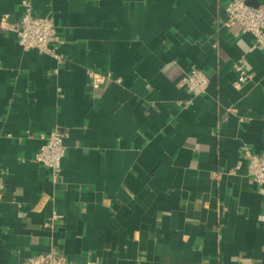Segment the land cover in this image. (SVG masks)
Here are the masks:
<instances>
[{
    "label": "crops",
    "instance_id": "0c3cea01",
    "mask_svg": "<svg viewBox=\"0 0 264 264\" xmlns=\"http://www.w3.org/2000/svg\"><path fill=\"white\" fill-rule=\"evenodd\" d=\"M228 1L32 0L58 60L17 42L21 0H0V264L51 247L75 264H264V185L241 151L264 153V43L224 25ZM192 66L201 97L178 86ZM89 69L111 77L94 88ZM55 128L56 178L33 157Z\"/></svg>",
    "mask_w": 264,
    "mask_h": 264
},
{
    "label": "built area",
    "instance_id": "2783aa9c",
    "mask_svg": "<svg viewBox=\"0 0 264 264\" xmlns=\"http://www.w3.org/2000/svg\"><path fill=\"white\" fill-rule=\"evenodd\" d=\"M21 13L13 30L17 42L24 48L35 49L63 59L60 51L63 44V38L59 33L55 22L48 15L34 14L32 10V0H21ZM226 18L224 25H237L243 33H250L256 44L264 43V2L258 5H252L247 0H229L222 8ZM238 59L233 66L236 71L234 85L240 87L248 79V72ZM91 85L97 88L106 79L111 77L110 72H97L89 69L87 71ZM120 81V78H116ZM209 76L204 68L190 67L178 81V86L186 89L195 97H201L207 90ZM65 132L55 128L48 133L42 132L39 137L42 143L34 153V159L51 169L54 178H56L61 169V160L65 154L64 144ZM242 156L246 163L247 175L258 184L264 185V153L255 152L251 148L244 146ZM4 171L0 169V196L4 191ZM56 216L53 213V218ZM46 226L53 227V220L46 222ZM18 264H75L68 259L63 251L51 247L46 251L39 252L29 256Z\"/></svg>",
    "mask_w": 264,
    "mask_h": 264
}]
</instances>
